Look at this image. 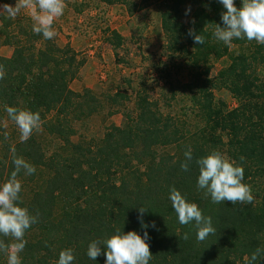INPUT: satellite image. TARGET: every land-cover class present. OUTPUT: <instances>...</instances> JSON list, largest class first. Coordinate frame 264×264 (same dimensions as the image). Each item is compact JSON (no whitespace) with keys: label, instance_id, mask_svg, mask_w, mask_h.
I'll return each instance as SVG.
<instances>
[{"label":"trees","instance_id":"obj_1","mask_svg":"<svg viewBox=\"0 0 264 264\" xmlns=\"http://www.w3.org/2000/svg\"><path fill=\"white\" fill-rule=\"evenodd\" d=\"M104 2L126 5L130 0ZM186 3L194 9L184 23L178 12ZM222 11L217 0H168L161 12L168 50L181 53L188 63V80L180 87L198 118L191 123L193 129L164 115L140 88L134 93L133 110L123 111V125L112 124L102 137L76 142L71 139L76 122L104 104L123 107L130 97L120 90L102 98L87 88L72 90L70 82L84 64L76 51L69 44L58 45L55 37L45 40L35 34L30 17L0 13L1 44L12 49L9 56L0 55V118L10 120L5 106L39 112L43 132L59 140L47 156L34 132L26 141L2 137L0 183L13 170V150L36 168L31 176L23 171L18 176L34 184L28 193L22 190L21 206L37 217L24 236L22 264H56L60 251L69 248L73 264H104V256L96 261L87 257L88 244L117 230L142 235L137 220L142 205L149 208L145 222L156 223V230L148 229L150 264H247L252 252L264 249V75L258 71L264 68V44L234 39L231 44L241 48L236 52L218 42L212 33ZM189 29L204 36L205 43L195 44ZM112 34L119 45L121 37ZM223 58L226 65L211 77L213 61ZM218 88L229 91L235 107L215 97ZM171 146L173 152H157L158 147ZM189 147L193 161L183 171L180 165ZM213 150L243 166V183L255 190L251 204H214L197 188L195 160ZM171 187L212 218L216 231L205 241L196 240L193 224L178 223L168 199ZM184 233L189 234L187 240ZM0 241L6 247L15 242L2 236ZM0 264H7L6 251H0ZM255 264H264V258Z\"/></svg>","mask_w":264,"mask_h":264},{"label":"rangeland","instance_id":"obj_2","mask_svg":"<svg viewBox=\"0 0 264 264\" xmlns=\"http://www.w3.org/2000/svg\"><path fill=\"white\" fill-rule=\"evenodd\" d=\"M166 1L130 0L124 5L109 4L104 0H64V14L56 18L52 26L56 32L55 40L60 46L69 44L77 57L84 60L76 78L70 82V88L77 92L87 88L101 98L106 93L120 90L130 97L123 107L110 108L104 104L89 118L76 122V134L71 137L72 141L76 142L80 137L100 138L110 125H123V111L133 110L134 93L140 88L145 90L151 100L157 101L164 115L178 122L186 121L188 128L192 127L191 123L198 122L189 108L188 95L180 87L188 80V63L181 53L168 50L161 28V12ZM17 2L19 0H0V6H15ZM193 9L190 3L181 5L179 19L186 23ZM186 10L190 11L186 14ZM32 11L23 8L17 16L30 17L34 23ZM112 32L121 37L119 45L113 42ZM230 47L236 52L241 50L236 45L231 44ZM2 54H6L5 51ZM226 62L224 58L213 61L211 77ZM258 71L260 76L264 75L263 67H258ZM214 95L223 100L228 108L236 106L227 89L218 88L214 90ZM113 109L114 112L109 114ZM0 127L1 150L2 137L9 141L20 137V133L15 123L6 118H0ZM33 132L47 156L56 150L58 139L44 133L41 127ZM173 151L174 146L157 148L158 153ZM20 182L24 192L33 189V183Z\"/></svg>","mask_w":264,"mask_h":264},{"label":"clouds","instance_id":"obj_3","mask_svg":"<svg viewBox=\"0 0 264 264\" xmlns=\"http://www.w3.org/2000/svg\"><path fill=\"white\" fill-rule=\"evenodd\" d=\"M224 11L220 13V23L216 24L212 33L218 42L230 46L234 39H246L264 44V0H217ZM32 9L33 28L35 34L42 35L45 40H52L56 36L53 22L62 16L65 10L64 0H19L15 6L4 4L0 6V13H7L9 18H15L21 9ZM38 9V11H37ZM187 11L186 10V14ZM222 25V26H221ZM188 35L198 45L205 43L202 35L189 29ZM2 77V73H0ZM5 112L17 126L22 141L28 140L34 130H39L41 117L39 112L20 109L14 106H5ZM185 160L180 167L188 171L193 161V152L189 147L184 152ZM198 166L196 185L204 190L211 202L219 204L230 201L232 204L240 202L251 204L254 200L249 185L243 183L244 168L236 161L225 157L221 152L213 150L207 155L195 160ZM13 170L9 178L0 183V236L11 237L15 242L4 245L0 241V251L7 252V264H22L20 253L23 252L26 241V231L37 222V217L30 214L26 207H22V184L18 179L21 171L31 176L36 172L34 165L22 157H17L13 150ZM168 199L174 210L178 223L181 225L193 224L197 241L203 242L216 231L210 216H205L194 202L188 199L175 187L169 189ZM142 205V204H141ZM149 208L142 205L137 209V220L142 235L137 231L117 230L106 239L93 240L88 244L86 255L90 260L104 256V264H150L152 253L148 241L151 239L148 229L156 230L155 221L145 222V215ZM189 238L184 233V239ZM258 258H264V249L257 248L251 253L247 264H255ZM75 255L72 249L61 250L56 264H73Z\"/></svg>","mask_w":264,"mask_h":264},{"label":"crops","instance_id":"obj_4","mask_svg":"<svg viewBox=\"0 0 264 264\" xmlns=\"http://www.w3.org/2000/svg\"><path fill=\"white\" fill-rule=\"evenodd\" d=\"M5 51L6 54H2ZM11 54V49L8 46L2 45L0 46V55L2 56H9Z\"/></svg>","mask_w":264,"mask_h":264}]
</instances>
